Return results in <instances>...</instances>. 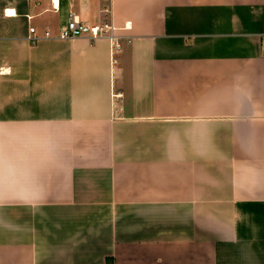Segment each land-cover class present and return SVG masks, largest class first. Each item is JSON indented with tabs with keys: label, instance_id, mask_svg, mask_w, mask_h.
I'll return each instance as SVG.
<instances>
[{
	"label": "crops",
	"instance_id": "1",
	"mask_svg": "<svg viewBox=\"0 0 264 264\" xmlns=\"http://www.w3.org/2000/svg\"><path fill=\"white\" fill-rule=\"evenodd\" d=\"M262 39L264 0H0V264H264Z\"/></svg>",
	"mask_w": 264,
	"mask_h": 264
},
{
	"label": "built area",
	"instance_id": "2",
	"mask_svg": "<svg viewBox=\"0 0 264 264\" xmlns=\"http://www.w3.org/2000/svg\"><path fill=\"white\" fill-rule=\"evenodd\" d=\"M100 1L103 3L107 2V0H100ZM53 6L55 5L53 4ZM55 7L57 8V5ZM100 11L106 14L109 12V8L105 4L102 5ZM114 29L115 28L110 23H104L101 25H91V26L85 25L83 23H80L78 19L73 14L70 13L68 15L67 22L65 23V25H63L60 28L58 36L62 40H71L82 36H86L91 40H97L103 37L109 39L112 47L117 50L119 48V45L116 42L117 37L114 36L112 33ZM29 32L31 35L29 37V40L31 41L32 44L36 43L38 38L35 37L34 29L30 28ZM44 36L48 37L49 36L48 32L45 31ZM261 52L264 54V39H262L261 42Z\"/></svg>",
	"mask_w": 264,
	"mask_h": 264
}]
</instances>
